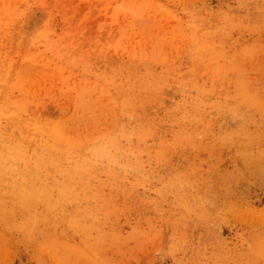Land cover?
<instances>
[{"label": "rangeland", "instance_id": "rangeland-1", "mask_svg": "<svg viewBox=\"0 0 264 264\" xmlns=\"http://www.w3.org/2000/svg\"><path fill=\"white\" fill-rule=\"evenodd\" d=\"M0 264H264V0H0Z\"/></svg>", "mask_w": 264, "mask_h": 264}]
</instances>
